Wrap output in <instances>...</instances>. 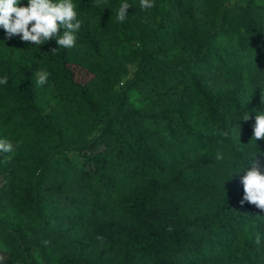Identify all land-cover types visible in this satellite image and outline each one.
I'll return each mask as SVG.
<instances>
[{"label":"trees","instance_id":"trees-1","mask_svg":"<svg viewBox=\"0 0 264 264\" xmlns=\"http://www.w3.org/2000/svg\"><path fill=\"white\" fill-rule=\"evenodd\" d=\"M71 2L70 50L0 26V264H264V210L240 203L264 160V3Z\"/></svg>","mask_w":264,"mask_h":264},{"label":"clouds","instance_id":"clouds-1","mask_svg":"<svg viewBox=\"0 0 264 264\" xmlns=\"http://www.w3.org/2000/svg\"><path fill=\"white\" fill-rule=\"evenodd\" d=\"M103 0H93L95 6H100ZM78 7V6H77ZM132 5L123 2L120 4L116 13L117 22L123 23L128 17V9ZM155 7V0H140V8L147 11ZM82 21L78 18V11L74 10L71 0L54 3L52 0H28L27 6H21L20 0H0V26L5 30L7 39L14 37L23 42H32L36 47H40L52 40H55L58 49H72L76 47L78 33L82 27ZM32 25L29 28V25ZM61 29L63 32L61 34ZM57 48L52 49L55 54ZM50 73L42 70L36 73V85L43 87L48 83ZM8 75L0 77V85H7ZM261 100L264 102V95L261 94ZM252 116L245 114L242 121H250ZM256 123L252 126V141L264 138V114L257 113ZM222 135L227 137L228 132ZM15 151L14 144L7 138L0 139V154L6 155ZM255 154L253 157H256ZM224 157L217 152L216 159L222 160ZM239 173V172H238ZM240 183L244 187V195L241 199V205L249 203L264 210V160H251L249 166L243 170ZM171 230V229H169ZM101 245L105 243L102 235L95 237ZM46 245L50 241L44 242ZM255 243H261V235L255 236Z\"/></svg>","mask_w":264,"mask_h":264},{"label":"rangeland","instance_id":"rangeland-1","mask_svg":"<svg viewBox=\"0 0 264 264\" xmlns=\"http://www.w3.org/2000/svg\"><path fill=\"white\" fill-rule=\"evenodd\" d=\"M258 3H264V0H256ZM141 47V45L139 43H133L132 45L129 46V49H136ZM137 64H134L132 66L129 67V74L127 76H125V78L123 79V81H126L128 78L132 77L133 71L136 68ZM10 253H9V249L7 248L6 244L0 240V261L4 262L8 257H9ZM21 264V263H18Z\"/></svg>","mask_w":264,"mask_h":264}]
</instances>
